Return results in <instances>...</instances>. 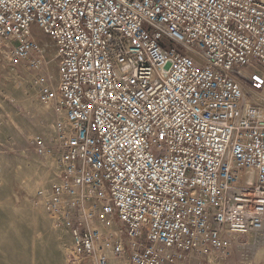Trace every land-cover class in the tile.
Instances as JSON below:
<instances>
[{
	"label": "built area",
	"instance_id": "1",
	"mask_svg": "<svg viewBox=\"0 0 264 264\" xmlns=\"http://www.w3.org/2000/svg\"><path fill=\"white\" fill-rule=\"evenodd\" d=\"M6 75L56 113L35 204L75 263L233 264L264 234V0H0Z\"/></svg>",
	"mask_w": 264,
	"mask_h": 264
},
{
	"label": "rangeland",
	"instance_id": "2",
	"mask_svg": "<svg viewBox=\"0 0 264 264\" xmlns=\"http://www.w3.org/2000/svg\"><path fill=\"white\" fill-rule=\"evenodd\" d=\"M35 32L53 60L54 42ZM6 77H0V264H77L69 230L55 227L35 204L39 191H50L58 171L53 159L34 153L33 144L38 136L53 135L56 113L37 101L31 84L24 87ZM259 93L264 98V91ZM248 94L256 96L253 90ZM234 248L233 264H264V234L240 236Z\"/></svg>",
	"mask_w": 264,
	"mask_h": 264
},
{
	"label": "bare ground",
	"instance_id": "3",
	"mask_svg": "<svg viewBox=\"0 0 264 264\" xmlns=\"http://www.w3.org/2000/svg\"><path fill=\"white\" fill-rule=\"evenodd\" d=\"M263 255V254H262Z\"/></svg>",
	"mask_w": 264,
	"mask_h": 264
}]
</instances>
